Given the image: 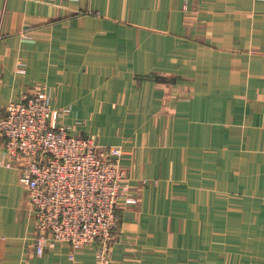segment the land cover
<instances>
[{
	"label": "crops",
	"instance_id": "obj_1",
	"mask_svg": "<svg viewBox=\"0 0 264 264\" xmlns=\"http://www.w3.org/2000/svg\"><path fill=\"white\" fill-rule=\"evenodd\" d=\"M41 89L122 150L110 264H264V0H0V114ZM5 161L0 136V264H96L35 254Z\"/></svg>",
	"mask_w": 264,
	"mask_h": 264
},
{
	"label": "built area",
	"instance_id": "obj_2",
	"mask_svg": "<svg viewBox=\"0 0 264 264\" xmlns=\"http://www.w3.org/2000/svg\"><path fill=\"white\" fill-rule=\"evenodd\" d=\"M61 115L46 89L10 101L0 114L5 166L26 192L37 256L57 244L72 252L93 245L96 264H110L117 203L128 187L122 150L72 135Z\"/></svg>",
	"mask_w": 264,
	"mask_h": 264
},
{
	"label": "rangeland",
	"instance_id": "obj_3",
	"mask_svg": "<svg viewBox=\"0 0 264 264\" xmlns=\"http://www.w3.org/2000/svg\"><path fill=\"white\" fill-rule=\"evenodd\" d=\"M35 92H36V91H35ZM35 92H34V93H35ZM122 168H123V167H122ZM123 169H124V168H123ZM124 170H125V169H124ZM125 171H126V170H125ZM126 173H127V172H126ZM127 177H128V175H127ZM127 186H128V182H127ZM126 190H127V188H126ZM126 190H125V191H126ZM125 191H124V192H125ZM124 192H123V193H124ZM123 193H122V194H123ZM117 206H118V203H117ZM118 218H119V214H118ZM114 234H115L114 236H115V240H116L117 229L115 230V233H114Z\"/></svg>",
	"mask_w": 264,
	"mask_h": 264
}]
</instances>
